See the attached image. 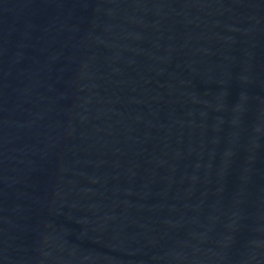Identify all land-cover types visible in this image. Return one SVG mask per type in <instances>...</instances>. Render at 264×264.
<instances>
[{
	"label": "water",
	"instance_id": "95a60500",
	"mask_svg": "<svg viewBox=\"0 0 264 264\" xmlns=\"http://www.w3.org/2000/svg\"><path fill=\"white\" fill-rule=\"evenodd\" d=\"M0 264H264V0H0Z\"/></svg>",
	"mask_w": 264,
	"mask_h": 264
}]
</instances>
